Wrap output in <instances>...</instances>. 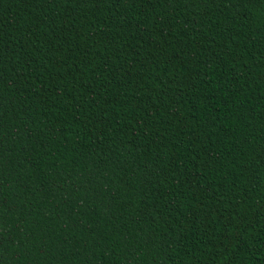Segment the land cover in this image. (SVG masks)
Segmentation results:
<instances>
[{"label":"trees","instance_id":"16d2710c","mask_svg":"<svg viewBox=\"0 0 264 264\" xmlns=\"http://www.w3.org/2000/svg\"><path fill=\"white\" fill-rule=\"evenodd\" d=\"M0 264H264V0H0Z\"/></svg>","mask_w":264,"mask_h":264}]
</instances>
